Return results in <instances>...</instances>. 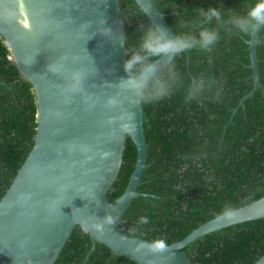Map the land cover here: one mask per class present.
<instances>
[{"label":"trees","instance_id":"trees-1","mask_svg":"<svg viewBox=\"0 0 264 264\" xmlns=\"http://www.w3.org/2000/svg\"><path fill=\"white\" fill-rule=\"evenodd\" d=\"M188 54L177 47L171 63L151 79L142 97L147 164L119 226L131 237L171 245L226 213L264 198V26L253 88L249 41L263 12L261 0H152ZM127 60L134 76L165 50L134 0H119ZM219 12V18L209 10ZM203 10V13L201 12ZM0 36V200L30 153L37 132V100ZM127 136L123 162L107 198H119L136 163ZM92 246L79 226L54 264H135ZM181 252L192 264H254L264 255V218L228 226L196 239Z\"/></svg>","mask_w":264,"mask_h":264},{"label":"water","instance_id":"water-1","mask_svg":"<svg viewBox=\"0 0 264 264\" xmlns=\"http://www.w3.org/2000/svg\"><path fill=\"white\" fill-rule=\"evenodd\" d=\"M263 12L249 45L252 90L257 89L256 53ZM159 27L165 50L134 76L125 69L127 49L119 0H0V36L11 60L37 100L34 145L0 200V264H54L76 226L90 236L91 249L135 264H192L181 250L199 237L235 224L264 218V198L219 216L163 251L154 242L127 235L119 226L135 198L147 164L142 97L151 79L172 61L179 40L152 0H134ZM165 36L170 39H165ZM173 38V39H171ZM136 147V163L124 193L110 202L108 192L121 164L125 140ZM85 264V262L83 263ZM254 264H264V255Z\"/></svg>","mask_w":264,"mask_h":264},{"label":"clouds","instance_id":"clouds-1","mask_svg":"<svg viewBox=\"0 0 264 264\" xmlns=\"http://www.w3.org/2000/svg\"><path fill=\"white\" fill-rule=\"evenodd\" d=\"M209 11L211 12L212 16H215V17L219 18L220 14H219V12L217 10L211 9ZM201 12L203 13V10H201ZM155 30L159 31L161 33V35H164L163 31L159 27H155ZM165 39H170V38H167L165 36ZM171 39H173V38H171ZM129 63H130V61L128 59V61L125 64V69L126 70L129 69ZM151 247H152L153 251H163L165 249V244H164L163 241H158V242L154 243L153 245H151Z\"/></svg>","mask_w":264,"mask_h":264}]
</instances>
